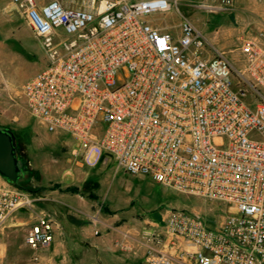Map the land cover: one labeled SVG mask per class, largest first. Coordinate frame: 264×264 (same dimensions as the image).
Listing matches in <instances>:
<instances>
[{
  "label": "built area",
  "instance_id": "1",
  "mask_svg": "<svg viewBox=\"0 0 264 264\" xmlns=\"http://www.w3.org/2000/svg\"><path fill=\"white\" fill-rule=\"evenodd\" d=\"M8 1L46 58L20 87L26 110L45 132L69 137L71 164L114 162L129 176L224 205L215 228L196 212L168 210L144 262L264 264V29L240 41L234 70L222 55L205 56L188 21L172 40L141 19L167 11L166 0H100L93 9ZM36 200L0 186V230ZM54 228L37 217L24 244L48 247Z\"/></svg>",
  "mask_w": 264,
  "mask_h": 264
},
{
  "label": "rangeland",
  "instance_id": "2",
  "mask_svg": "<svg viewBox=\"0 0 264 264\" xmlns=\"http://www.w3.org/2000/svg\"><path fill=\"white\" fill-rule=\"evenodd\" d=\"M99 1L61 3L93 9ZM166 1L167 11L148 12L141 19L172 40L180 36V22L188 21L204 40L205 56L222 55L234 70L242 66L240 41L264 29V0ZM19 15L17 7L8 0H0V128L13 133L19 165L14 183L1 178L0 181L3 186L22 190L37 200L13 213L0 230V264H133L127 261L129 255L111 248L113 238L109 236L104 235L96 249L89 248L83 238L72 232L70 219L91 223L101 219L115 225L132 223L140 217L153 218L160 233L166 212L176 209L196 212L204 225L215 228L224 214L222 203L179 194L148 178L129 176L117 169L114 162L93 169L69 162V137L45 132L28 114L20 93L22 84L44 68L46 58ZM69 215L71 218L67 219ZM40 216L59 222L62 239L32 252L24 238ZM147 253L141 254L139 262Z\"/></svg>",
  "mask_w": 264,
  "mask_h": 264
},
{
  "label": "crops",
  "instance_id": "3",
  "mask_svg": "<svg viewBox=\"0 0 264 264\" xmlns=\"http://www.w3.org/2000/svg\"><path fill=\"white\" fill-rule=\"evenodd\" d=\"M0 186H3L1 181ZM68 212L69 210L67 209L66 213ZM70 218V215L67 216V219ZM70 220H72L71 222L73 223L72 232L83 238L89 248L93 247L92 249H94L95 246L98 247L102 238L109 236L113 238L111 248L114 251L117 250L127 254V256L129 255L127 261H131L133 264H146L144 260L139 262V259H141V254L143 252L153 247L150 243V237L159 230L153 218L140 217V220L132 223L125 222L121 224V222L115 225L107 224L101 219L94 220L92 223L85 220ZM67 222L69 223L68 220ZM54 223L55 228L53 230L51 243H58V241L62 239L61 235H59L60 226L57 220H55ZM90 241H92V243Z\"/></svg>",
  "mask_w": 264,
  "mask_h": 264
},
{
  "label": "water",
  "instance_id": "4",
  "mask_svg": "<svg viewBox=\"0 0 264 264\" xmlns=\"http://www.w3.org/2000/svg\"><path fill=\"white\" fill-rule=\"evenodd\" d=\"M18 173L14 135L9 129L0 128V178L14 183Z\"/></svg>",
  "mask_w": 264,
  "mask_h": 264
},
{
  "label": "trees",
  "instance_id": "5",
  "mask_svg": "<svg viewBox=\"0 0 264 264\" xmlns=\"http://www.w3.org/2000/svg\"><path fill=\"white\" fill-rule=\"evenodd\" d=\"M15 156H16V153H15ZM17 160V159H16ZM17 167H18V169H19V165H18V162H17Z\"/></svg>",
  "mask_w": 264,
  "mask_h": 264
}]
</instances>
